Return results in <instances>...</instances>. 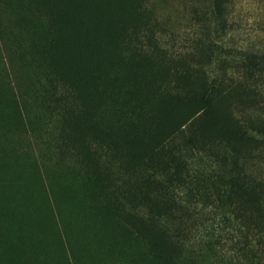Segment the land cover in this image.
<instances>
[{
    "label": "rangeland",
    "instance_id": "obj_1",
    "mask_svg": "<svg viewBox=\"0 0 264 264\" xmlns=\"http://www.w3.org/2000/svg\"><path fill=\"white\" fill-rule=\"evenodd\" d=\"M260 131L264 0H0V264H264Z\"/></svg>",
    "mask_w": 264,
    "mask_h": 264
},
{
    "label": "trees",
    "instance_id": "obj_2",
    "mask_svg": "<svg viewBox=\"0 0 264 264\" xmlns=\"http://www.w3.org/2000/svg\"><path fill=\"white\" fill-rule=\"evenodd\" d=\"M209 95H202V102H205V107L209 104ZM178 131L177 129H172L167 136H171ZM145 135V133H144ZM258 136L264 138V132H259ZM112 139V136H109ZM164 139V138H163ZM172 181H161L156 175H148V178L140 183V206L149 207L154 201H164L171 206L176 204V202L182 201L183 190L179 184H173Z\"/></svg>",
    "mask_w": 264,
    "mask_h": 264
}]
</instances>
